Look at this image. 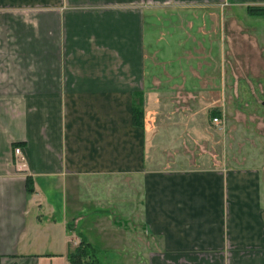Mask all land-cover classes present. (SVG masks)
I'll list each match as a JSON object with an SVG mask.
<instances>
[{
	"label": "crops",
	"instance_id": "1",
	"mask_svg": "<svg viewBox=\"0 0 264 264\" xmlns=\"http://www.w3.org/2000/svg\"><path fill=\"white\" fill-rule=\"evenodd\" d=\"M249 7L264 0H0V264H72L81 237L102 264L142 247L149 264H264L262 171L213 123L237 84H264ZM238 43L255 74L233 72Z\"/></svg>",
	"mask_w": 264,
	"mask_h": 264
},
{
	"label": "rangeland",
	"instance_id": "2",
	"mask_svg": "<svg viewBox=\"0 0 264 264\" xmlns=\"http://www.w3.org/2000/svg\"><path fill=\"white\" fill-rule=\"evenodd\" d=\"M223 8L222 10H227ZM229 26V25H228ZM230 27V26H229ZM250 45L244 43H238L233 46L235 50L236 60L242 66L237 65L233 67L237 77H245V75L255 74L256 67H252L250 64H246L251 57ZM259 54L262 56L261 52ZM250 63V62H249ZM227 72L229 68L222 67V70ZM262 85V87L260 86ZM238 86V95L242 89L245 94L238 98L227 97V99L221 100L220 103H216V108L220 109L214 115L223 119L222 131V144L225 146V155L227 158H239L241 163L239 165L253 166L262 171L263 185H264V84L257 83H240ZM232 95V94H231ZM206 102H213V99L209 98ZM135 184H137L135 182ZM87 209H96V204L93 201L92 206H86ZM133 217H131L132 220ZM127 223V222H126ZM128 224V223H127ZM132 232V231H131ZM142 233V232H140ZM97 231L89 232L86 230V235L93 238H97ZM121 234V233H120ZM100 235V234H99ZM111 235H114L111 232ZM143 246V244H142ZM142 253L136 258L123 259L124 264H149L148 258L145 257L143 247Z\"/></svg>",
	"mask_w": 264,
	"mask_h": 264
},
{
	"label": "trees",
	"instance_id": "3",
	"mask_svg": "<svg viewBox=\"0 0 264 264\" xmlns=\"http://www.w3.org/2000/svg\"><path fill=\"white\" fill-rule=\"evenodd\" d=\"M247 10L252 16L264 18V7H249ZM133 124L136 127H143L144 110L142 104L134 105ZM27 189L29 194L34 192L33 181L30 177H27ZM68 260L72 264H102L100 252L84 237H81L80 244L68 254Z\"/></svg>",
	"mask_w": 264,
	"mask_h": 264
},
{
	"label": "built area",
	"instance_id": "4",
	"mask_svg": "<svg viewBox=\"0 0 264 264\" xmlns=\"http://www.w3.org/2000/svg\"><path fill=\"white\" fill-rule=\"evenodd\" d=\"M213 123L215 126L217 127H222L223 124V119L221 118H214L213 119ZM13 155L15 158V169L17 172L19 173H25V174H29V168H28V163H27V157L24 154L22 148L20 146H15L13 148Z\"/></svg>",
	"mask_w": 264,
	"mask_h": 264
}]
</instances>
